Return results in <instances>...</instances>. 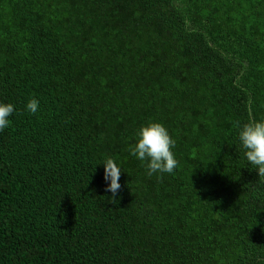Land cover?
I'll return each instance as SVG.
<instances>
[{"label":"trees","instance_id":"16d2710c","mask_svg":"<svg viewBox=\"0 0 264 264\" xmlns=\"http://www.w3.org/2000/svg\"><path fill=\"white\" fill-rule=\"evenodd\" d=\"M0 103V264H264L237 128L264 117V0H0ZM150 120L171 174L128 151Z\"/></svg>","mask_w":264,"mask_h":264},{"label":"clouds","instance_id":"9594fccd","mask_svg":"<svg viewBox=\"0 0 264 264\" xmlns=\"http://www.w3.org/2000/svg\"><path fill=\"white\" fill-rule=\"evenodd\" d=\"M26 109L35 114L39 109V102L35 98L28 100ZM14 106L11 103H0V131L9 126L8 117L13 113ZM238 139L244 149L247 161L258 172L260 178H264V117L259 120H250L243 124L237 122ZM135 143L128 146L130 155L141 161L147 169V175L154 173H173L177 167V160L172 149L175 146L174 139L168 130L159 122L148 121L141 125L134 134ZM103 178L108 181L106 191L113 194L109 199L116 203V193L120 189V167L113 158L108 156L103 160Z\"/></svg>","mask_w":264,"mask_h":264}]
</instances>
